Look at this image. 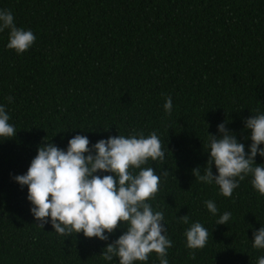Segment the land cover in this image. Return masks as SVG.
Wrapping results in <instances>:
<instances>
[{
    "label": "trees",
    "instance_id": "obj_1",
    "mask_svg": "<svg viewBox=\"0 0 264 264\" xmlns=\"http://www.w3.org/2000/svg\"><path fill=\"white\" fill-rule=\"evenodd\" d=\"M4 9L36 40L17 55L6 48L7 30L0 33V104L17 131L0 141V264H105L100 255L123 226L106 242L41 229L14 177L45 139L64 149L75 135L91 147L152 132L166 153L146 166L168 172L151 204L173 242L169 264H257L264 250L251 242L264 227V196L251 177L225 198L192 173L207 163V133L225 123L247 150L243 121L264 113V0H0ZM207 200L231 213L227 225H215ZM186 215L188 224L179 220ZM197 221L209 237L193 251L184 232ZM148 264H159L154 253Z\"/></svg>",
    "mask_w": 264,
    "mask_h": 264
},
{
    "label": "clouds",
    "instance_id": "obj_2",
    "mask_svg": "<svg viewBox=\"0 0 264 264\" xmlns=\"http://www.w3.org/2000/svg\"><path fill=\"white\" fill-rule=\"evenodd\" d=\"M7 30L6 48L21 55L34 44L31 30L16 26L9 10H0V33ZM12 102V97H8ZM172 100L165 98L163 109L171 114ZM5 106L0 104V141L15 137L17 131L10 122ZM251 143L238 142L225 123L217 125L218 135L207 133V163L193 169L195 181L215 185L219 194L230 198L241 181L251 177L252 188L264 196V113L252 115L243 121ZM87 136L75 135L64 149L45 139L38 146L35 157L23 175L14 177L21 189L27 187L29 212L37 227L49 224L53 232L66 238L82 233L87 239L106 242L121 226L125 229L101 253L105 264L114 258L117 264H148L155 254L159 264H169L168 250L173 242L168 238L164 214L152 207L151 201L159 190L161 177L149 161L165 160V150L156 132L145 136L132 133L127 136H109L89 147ZM215 167V174L212 168ZM106 174V175H105ZM207 212L217 217L215 225H227L231 213L218 214L213 200L204 201ZM188 224L187 215L179 218ZM185 246L201 250L208 242V229L200 222H192L184 232ZM252 247L264 250V227L253 232ZM194 258V256L192 257ZM264 264V256L257 258Z\"/></svg>",
    "mask_w": 264,
    "mask_h": 264
}]
</instances>
